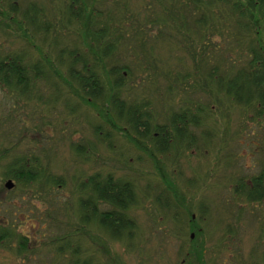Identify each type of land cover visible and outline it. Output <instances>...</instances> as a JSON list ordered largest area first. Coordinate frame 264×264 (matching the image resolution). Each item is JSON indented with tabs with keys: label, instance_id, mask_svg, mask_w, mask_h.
<instances>
[{
	"label": "trees",
	"instance_id": "1",
	"mask_svg": "<svg viewBox=\"0 0 264 264\" xmlns=\"http://www.w3.org/2000/svg\"><path fill=\"white\" fill-rule=\"evenodd\" d=\"M4 22L20 28L22 45L14 48L10 42L0 43V88L10 98L30 101L35 109L45 107L43 115L53 123L48 127L54 125V130L64 135L58 136L60 139L66 133L54 122L51 107L63 106L62 113L71 116V125L81 128L75 121L78 108L89 106L103 117L93 132L113 155L118 149L116 134L134 147L140 163L152 160L155 164L159 156H181L188 149L213 151L214 177L219 169L232 164L229 150L223 154L231 135L228 128L221 133L217 127H228L234 112L241 124L237 135L254 125L249 137L254 138L252 152L258 158L247 173L242 168L218 178L228 185L230 203L235 205L229 200L222 203H227L229 211L231 206L244 209L264 204V0H143L142 5L135 0H0V30ZM11 33L6 31L5 35L11 39ZM163 46L170 54L186 55L191 65L178 61L173 67L171 55L167 61L161 54ZM202 96L213 105V119H220L216 128L213 125V133L206 108L197 100ZM2 126L1 122L0 130ZM102 129L108 133L99 132ZM22 134L18 128L13 135L3 131L14 146L22 141ZM216 138H221L218 145ZM71 149L83 161L95 160L92 163L96 164L100 158L89 140H73ZM36 152L11 161L1 178L51 203V190L65 188L66 179L53 173L52 158L58 155L55 148L49 145ZM102 164L100 171L77 183L76 201L70 196L63 202L64 216L72 209L78 223H57V234L49 238L65 264H93L92 258L83 260L87 253L84 234L91 229L124 242L128 248L140 237L131 212L151 190L147 187L141 192L135 178L117 177L105 170L113 169L110 161ZM219 188L221 191H214L216 196L223 192V187ZM30 189L41 196L33 195ZM170 190L176 195L175 185L154 193L155 202L166 215L171 214L174 204L178 207V198L172 201L166 197ZM208 218L204 208L197 222ZM197 222L192 219V224ZM232 229L228 225L226 239H238V232ZM189 240L195 243L192 237ZM30 243L31 237L18 235L14 224L0 221V248L26 257ZM198 247L193 245L182 264H203L204 252ZM259 259L241 263L262 264L264 254Z\"/></svg>",
	"mask_w": 264,
	"mask_h": 264
},
{
	"label": "rangeland",
	"instance_id": "2",
	"mask_svg": "<svg viewBox=\"0 0 264 264\" xmlns=\"http://www.w3.org/2000/svg\"><path fill=\"white\" fill-rule=\"evenodd\" d=\"M135 2L142 5L143 0H135ZM12 28L16 30H11ZM19 29V27L10 26L4 22L0 30V43L10 42L14 48L20 47L22 41L18 39ZM6 31L7 33L12 31L11 39L5 35ZM160 51L168 61L170 54L168 48L163 46ZM170 55L172 57L170 63L173 67L178 61H183L187 66L191 65L188 57L181 52ZM8 94L0 88V123L3 124V130H0V221L14 224L18 235L30 236L32 246L26 257H19L15 251L0 248V264H65L57 256L55 246L50 245L49 238L57 234V223H78L72 209L67 212L66 217L64 216L63 202L67 201L70 196L76 201L78 195L74 189L77 183L96 171H100L104 161H110L113 167V169L108 167L106 171H113L117 177L130 175L129 178H135L141 185L139 187L141 192L149 187L152 193L149 197H141L142 203L131 212L137 219L140 235L133 242V248H128L124 242H116L109 238L110 236L91 229L86 231L85 238L83 237L84 251L87 252L83 258L84 261L92 258L89 260L93 264H182L188 251L192 250L193 245L197 243L199 244L198 250L202 248L204 252L203 264H242L243 261L253 260L260 262L259 258L264 254V204L243 206L244 209L236 205L234 209L231 206L229 211L227 203H222V201L229 200L230 189L228 185H224L222 180L218 181L219 177H229L242 168L247 173L257 165L258 155L253 154L254 147L251 146V142L255 141L254 138L251 140L249 137L251 131H254V125L250 124L252 129L249 127L243 134L237 135L236 131L241 127L237 113L230 114L231 124H226L228 127L223 125L217 127L220 119H213L212 103L207 104L206 96L197 98L203 103L201 108H206L207 121L209 120L210 123L208 127L211 132L213 133L214 125L221 133L228 128L227 133L231 135L223 154L229 150L232 164L228 168L219 169L218 175L213 177V167L216 163L213 151L188 149V152H182L181 156L170 155L165 158L159 156L155 162L156 165L152 160L149 161V157L148 163H140L136 161L137 155H135L134 147L131 148L121 134L114 136L116 137L115 147H118L116 155L106 149L102 140H97L93 128L103 117L91 107L78 108L80 114L75 121L80 123L81 129L80 126L71 125V116L62 113L63 106L59 104L55 105L56 108L46 106L51 107L54 122L59 123L61 130L64 128L66 135L60 139L58 136L64 135L59 131L56 132L54 125H51V128L48 127L51 120L48 121L47 116L43 115L45 107L35 109L30 101H17L14 97L10 98ZM169 112L167 111L165 115ZM17 128L23 133L21 136L23 139L19 144L17 143V146H14L10 144L11 137L6 138L3 131L5 130V134L10 131L13 135ZM107 130L102 129L99 132L105 133ZM75 131L77 133L73 136ZM197 132L195 130L196 134ZM220 139L216 138L217 145ZM73 140L78 143H85L88 140L93 142L96 155L100 156L96 164L92 163L95 160L83 161L76 158L71 149ZM49 145L58 153L52 158L53 173L62 175L66 179L65 188L51 190V203L49 200H41L42 196L34 189L30 191L34 192L33 195L37 194V197L41 196L40 199L31 196L32 193L22 191L21 186L20 188L19 186L13 187L11 189L13 191L7 189V181H2L1 176L10 162L19 156H31L33 151L39 153ZM143 157L147 159V156L143 155ZM102 159L103 161H100ZM162 171L169 184L163 180ZM218 184H222L219 187H223V192L216 196L214 191H221V188L217 187ZM172 185L177 188L176 195L170 190L171 193L167 192L166 197L172 201L178 198V207L174 204L171 214L166 215L164 209L155 202L154 193ZM55 199L61 201L54 202ZM230 204L235 205L232 202ZM204 208L208 211L209 218L203 223L197 222L199 213ZM232 213L235 215L232 216ZM238 215L241 216L239 221L237 220ZM173 216L175 218L178 216L181 220L174 219ZM50 219L51 223H49ZM192 219H195L197 225L192 224ZM230 224L234 228L232 229L234 233L238 232L236 233L238 239L228 238V240L224 237ZM190 237L193 241L195 240L194 244L190 242ZM14 245L17 247L18 244ZM214 252L218 254L215 256Z\"/></svg>",
	"mask_w": 264,
	"mask_h": 264
},
{
	"label": "water",
	"instance_id": "3",
	"mask_svg": "<svg viewBox=\"0 0 264 264\" xmlns=\"http://www.w3.org/2000/svg\"><path fill=\"white\" fill-rule=\"evenodd\" d=\"M15 183L12 181V180H9L7 183H6V188L7 189H13ZM193 237V236H192Z\"/></svg>",
	"mask_w": 264,
	"mask_h": 264
}]
</instances>
